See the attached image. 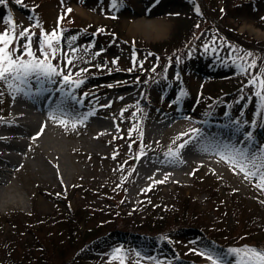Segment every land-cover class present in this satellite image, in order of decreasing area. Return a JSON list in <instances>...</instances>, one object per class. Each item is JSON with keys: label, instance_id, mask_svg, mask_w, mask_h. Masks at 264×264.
<instances>
[{"label": "rangeland", "instance_id": "1", "mask_svg": "<svg viewBox=\"0 0 264 264\" xmlns=\"http://www.w3.org/2000/svg\"><path fill=\"white\" fill-rule=\"evenodd\" d=\"M68 8L60 23L62 51L52 63L83 81L67 86L83 99L85 116L112 127L96 137L99 148L91 149L86 137L95 135L92 120L65 127L47 119L68 147L74 174L62 185L25 167L12 171L19 187L12 192L23 200L0 215V264H120L113 259L116 248L124 264H210L196 254L201 249L236 264L229 248H264V191L255 177L245 179L220 157L218 166L191 160L183 148L178 157L166 155L197 137L192 129L174 128L185 111L198 126L210 117L238 120L242 137L252 133L247 146L264 147V108L249 84L264 71V0H116L115 7L112 0H3L0 33L10 26L5 21L17 32L29 28L40 56L41 28L50 33ZM159 26L161 34L149 32ZM133 53L136 66L129 71ZM68 57L72 64L65 67ZM240 57L254 59L257 67L242 72L247 65ZM11 104L5 88L0 123ZM156 122L152 134L149 127ZM75 144L81 147L75 150ZM26 154L38 155L33 144ZM139 159L185 173L155 169L136 187Z\"/></svg>", "mask_w": 264, "mask_h": 264}, {"label": "bare ground", "instance_id": "2", "mask_svg": "<svg viewBox=\"0 0 264 264\" xmlns=\"http://www.w3.org/2000/svg\"><path fill=\"white\" fill-rule=\"evenodd\" d=\"M140 25L142 27H149V23L146 22H142ZM161 30L159 26L150 29L149 32L161 34ZM127 92L123 91L122 93L128 94ZM43 93H39L36 98L27 97L23 93L17 94L16 99L12 98V109L7 115L8 119L0 125V215L4 214L5 209L9 205H17L23 200L21 195L19 196L12 192L19 188L12 182V171H16L17 168L25 167L35 173H43L45 179L50 180L55 178L62 185L66 183L65 180L67 178L72 177L74 174L71 168L72 163L67 155L68 147L64 146V142L61 143V137L53 129L54 127L46 124L47 119H50V114L55 112L58 117L57 119H51L53 121L57 122L61 117H64L65 121L75 125L80 121L92 120L94 126L91 133H95V135H91L89 138L88 136L86 137L89 140L91 149L98 147L96 137L102 139L106 132L105 129L112 127L111 123L96 117H90V115H87L85 119L83 109L80 105L72 103L69 97L61 104L63 96L55 100V102L46 101V99L42 98ZM58 105L63 111L57 110ZM185 113L184 116L176 119L174 128L179 130L181 128L194 129L204 127L206 129L204 135L189 141L183 148L184 154L188 158H191V160L198 158L205 165L218 164L220 166L223 163L218 161L217 158L219 156L214 151L217 145H232L238 142L239 146L244 147L249 143L248 141L241 143L244 138H240L238 131L236 129L233 130L229 125L225 124L221 126L205 121L198 126L197 122H192L188 118L191 115L189 111H185ZM171 120H173V117L169 121ZM159 124L156 122L149 127L152 134L158 129ZM41 126H44L43 134L33 139V137H37ZM83 134H86V132H83ZM29 144H33L38 155L27 156L26 150ZM80 147V144L72 146L75 150H78ZM151 162L149 159L138 160L136 176L141 183L145 184L156 169L153 166V162ZM168 166L170 167V165ZM169 167L167 169L166 166H160L154 173L162 175L166 173L182 175L185 173V170L181 168ZM26 189L30 192L29 186H26ZM38 190L41 194L44 193V188L41 185ZM36 203H38V200Z\"/></svg>", "mask_w": 264, "mask_h": 264}, {"label": "snow or ice", "instance_id": "3", "mask_svg": "<svg viewBox=\"0 0 264 264\" xmlns=\"http://www.w3.org/2000/svg\"><path fill=\"white\" fill-rule=\"evenodd\" d=\"M3 0H0L2 3ZM17 3H20L21 0H16ZM158 3L159 0H156ZM63 3V0H62ZM112 6H116V0H112ZM72 11L71 8H68L64 15L60 16L57 21V27L53 29L50 33L45 32L41 28L40 37L37 40L38 51L40 56L36 55V52L33 51V36L34 33L31 32L29 28H25L19 32L16 30V26L11 21H5L9 24V28H6L3 33H0V96L4 95V89L8 90V94L12 96L13 99H16V95L23 93L27 97L35 95L31 90L32 82L34 81L37 85V93H42L44 91H51V89H45L43 87L44 83L55 84V77H62V86L58 89L63 95L61 104H63L68 97H71V93L64 92V86L75 85L79 87L83 83L82 80H73L71 72L64 74V70L60 69L58 65H54L52 60L57 59L58 54L62 51L58 45L62 39L63 33L60 29V23L65 19L68 13ZM197 11H199L197 9ZM223 11V9H221ZM34 27H40L37 23ZM198 27V25H197ZM98 31H103L98 29ZM73 41L76 37L71 38ZM23 40L24 43L21 44L20 41ZM15 45V46H13ZM76 49H72L74 53ZM101 53H96L100 55ZM67 57L68 54L64 53ZM252 54L248 53L247 56L250 57ZM118 59V58H117ZM242 63H246V67L242 68V72H248L250 69L257 67L256 61L253 59L250 62L246 60L245 57L238 58ZM117 60H113V63H116ZM72 64L71 57H68L65 62V67ZM136 66L135 53H133V68L129 71L134 70ZM100 67V65H96ZM142 67V65H141ZM119 70V69H117ZM87 71V69H81V72ZM155 71V68H153ZM79 75V73H77ZM249 84L256 87L258 90L255 92L256 97L260 101V105L264 108V71L261 72L260 76L253 77ZM112 85H109L111 87ZM27 89V90H26ZM184 93L182 92V95ZM87 95V93H85ZM74 99V97H73ZM122 99V97H121ZM76 104H80L81 101L76 100ZM111 105H104V107H110ZM57 110L63 111L60 106H57ZM243 115V113H241ZM50 119H57L55 112L50 114ZM87 117L85 116V119ZM187 118V117H185ZM59 123L67 127V121L60 119ZM237 125V130H239L240 121L234 122ZM75 127V124L72 125ZM139 131V129H136ZM131 131V130H130ZM44 132V126H41L37 137L42 135ZM197 137L201 136L202 133L199 129H192ZM142 136V131L140 132ZM183 136L189 135L188 133H183ZM192 136H189V140H184L183 143L177 145V149L174 152L172 149H169V152L166 153L169 157H178L179 150L184 148L189 141L192 139ZM179 139V137H178ZM252 139V133L247 132L244 136V140L241 143L250 141ZM215 154L220 157L225 163H227L234 171H239L244 175L245 179L251 180L255 177L257 179L256 187L261 191H264V147H257L252 149L248 146L237 147L235 144H220L214 149ZM144 153L141 152V155ZM115 158V157H113ZM139 158V157H137ZM194 174V173H193ZM167 175L165 176V180ZM164 181H154V183H163ZM150 190V189H149ZM195 251V250H193ZM196 254L203 256L204 259L210 262V264H226L223 255L219 252L214 251L213 249H201ZM228 255L234 256L236 258V264H264V248H257L248 245L242 247L229 248ZM139 256V253H137ZM113 259H118L120 264H124V256L122 254V249L116 248L113 253ZM148 259H154L153 257H148Z\"/></svg>", "mask_w": 264, "mask_h": 264}, {"label": "trees", "instance_id": "4", "mask_svg": "<svg viewBox=\"0 0 264 264\" xmlns=\"http://www.w3.org/2000/svg\"><path fill=\"white\" fill-rule=\"evenodd\" d=\"M155 46H158V45L156 44ZM79 211L81 212V210H79ZM55 245H56V246H61V247H62V245H57V244H55ZM62 248H63V247H62ZM59 249H61V248L58 247V250H59ZM79 264H85V263H79Z\"/></svg>", "mask_w": 264, "mask_h": 264}]
</instances>
